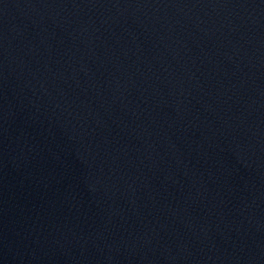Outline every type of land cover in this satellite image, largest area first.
I'll use <instances>...</instances> for the list:
<instances>
[{
    "label": "water",
    "instance_id": "obj_1",
    "mask_svg": "<svg viewBox=\"0 0 264 264\" xmlns=\"http://www.w3.org/2000/svg\"><path fill=\"white\" fill-rule=\"evenodd\" d=\"M0 264H264V0H0Z\"/></svg>",
    "mask_w": 264,
    "mask_h": 264
}]
</instances>
